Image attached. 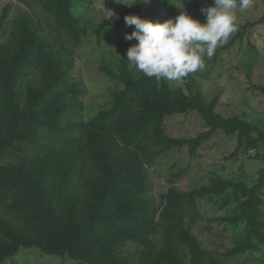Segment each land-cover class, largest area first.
<instances>
[{
	"label": "trees",
	"instance_id": "1",
	"mask_svg": "<svg viewBox=\"0 0 264 264\" xmlns=\"http://www.w3.org/2000/svg\"><path fill=\"white\" fill-rule=\"evenodd\" d=\"M20 1L26 7L16 14L10 4L0 14V264L34 248L81 264H233L257 253L264 262V121L224 116L217 111L219 93L207 98L138 76L125 61L118 72L100 66L119 87L91 112L87 86L74 69L88 32L83 11L92 1ZM212 4L200 0L199 7ZM145 5L135 0L119 20L97 22L92 34L100 44L129 49L138 41L126 39L134 26L124 17L146 18ZM261 22L264 15L237 25L223 48ZM252 87L264 95L263 85ZM192 112L204 130L185 137L167 132L168 118ZM219 132L236 137L228 158L243 154L263 163L258 176L248 181L213 172L206 183L182 191L174 183L188 168L175 170L174 162L172 185L158 201L150 171L155 161L184 148L197 158ZM204 202L220 211L209 222L231 231L224 259L194 231Z\"/></svg>",
	"mask_w": 264,
	"mask_h": 264
},
{
	"label": "rangeland",
	"instance_id": "2",
	"mask_svg": "<svg viewBox=\"0 0 264 264\" xmlns=\"http://www.w3.org/2000/svg\"><path fill=\"white\" fill-rule=\"evenodd\" d=\"M89 9L83 11V24L87 25L88 32L82 45L78 48L74 77L83 81L87 86L85 101L91 112L101 106L108 104L112 99V90L117 89L119 84L101 70L102 64L108 65L113 71L118 72L122 61L127 62L131 69L135 65L127 61V48H121L99 43L96 35L92 34L97 22L102 19L113 21L123 17L135 0H91ZM200 0H150L145 2L143 8L145 17L155 18L160 16L174 18L182 12H187L193 18L204 22L205 15L199 7ZM10 4L12 10L10 15L16 14L19 9L25 8L20 0H0V14L4 7ZM236 26L247 21H256L264 15V0H251L246 9H236ZM236 34L233 32L229 39L218 46L211 59L205 57V67L195 73H190L181 82L168 81L171 86H183L186 91L194 92L200 90L207 98L220 94L217 111L224 116L239 115L249 119H261L264 121V95L253 89L252 84L264 86V22L250 28L242 40L236 41L230 47L223 48ZM138 70L137 75H141ZM165 80V79H161ZM167 132L174 137L192 136L205 129L202 117L192 112L189 114H178L166 121ZM236 137H230L223 133H216L199 150L197 158H191L186 148L172 150L168 154L159 157L150 168L153 182V193L158 201L162 198L168 188L171 165L176 162L175 170L187 167L188 171L181 176L174 185L182 190L188 191L195 186L202 185L208 181L211 173L217 172L224 177L243 176L248 181L258 176V170L263 166L259 160L240 154L236 158H228L236 146ZM203 218L194 226V231L204 241L205 245L214 249L220 259H224L223 253L232 244L231 231H222V226L216 222H209V217L215 212L210 204H201ZM211 229H204L206 225ZM221 232V236L217 233ZM130 252H133L130 250ZM43 255L38 249L26 251L21 249L16 257V262L6 264H81L72 259L50 258ZM233 264H264L260 253L255 257L232 259Z\"/></svg>",
	"mask_w": 264,
	"mask_h": 264
},
{
	"label": "clouds",
	"instance_id": "3",
	"mask_svg": "<svg viewBox=\"0 0 264 264\" xmlns=\"http://www.w3.org/2000/svg\"><path fill=\"white\" fill-rule=\"evenodd\" d=\"M237 7L248 8L249 0H213L212 6L201 9L204 22L186 11L163 23L127 15L125 23L134 26V31L126 39L138 41L127 50V61L147 77L181 82L202 70L205 57L211 59L237 30Z\"/></svg>",
	"mask_w": 264,
	"mask_h": 264
}]
</instances>
